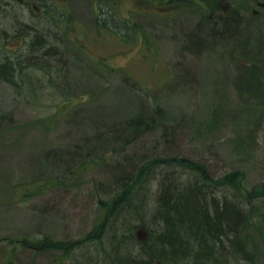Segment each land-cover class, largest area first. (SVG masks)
<instances>
[{
    "label": "rangeland",
    "instance_id": "1",
    "mask_svg": "<svg viewBox=\"0 0 264 264\" xmlns=\"http://www.w3.org/2000/svg\"><path fill=\"white\" fill-rule=\"evenodd\" d=\"M182 1L0 0V64L25 71L14 84L0 78V264H111L112 241L125 233L124 253L137 256L158 228L155 211L142 220L128 208L91 233L117 179L149 160L187 157L215 175L240 170L246 191L264 187V110L239 85L251 71L237 48L244 28L264 33L262 0ZM214 7L239 13L233 40L217 36ZM53 114L50 131L12 132ZM143 116L148 131H121ZM46 179L57 184L28 200L17 195ZM140 194L143 209L153 207L152 192ZM253 208L243 232L252 259L240 264H264V194ZM45 236L64 248L22 245Z\"/></svg>",
    "mask_w": 264,
    "mask_h": 264
},
{
    "label": "trees",
    "instance_id": "2",
    "mask_svg": "<svg viewBox=\"0 0 264 264\" xmlns=\"http://www.w3.org/2000/svg\"><path fill=\"white\" fill-rule=\"evenodd\" d=\"M185 1L191 3L192 0L182 2ZM210 17L215 26L219 25V38L231 36L236 30H240V16L233 8L220 11L214 7ZM134 28L132 36H137L135 31L139 26L135 25ZM251 30L253 37L257 38L254 44L247 37ZM244 32L246 36L238 40L237 48L246 58V66L251 73L242 74L239 85L241 82V86L247 88V93L255 95L264 110V33L257 27H246ZM257 32L261 33L257 35ZM191 39L197 44V38L192 35ZM230 39L233 40L232 36ZM45 54L48 56L52 52L48 50ZM22 72L25 71L20 62L15 66L10 62L0 64V78L10 80L13 84L18 76L23 75ZM33 89L36 91L37 88ZM55 115L36 118L20 128H12V132L28 128L50 131L59 119ZM4 117L1 116L0 120ZM150 127L144 116L135 117L125 126H121V131L134 129V133L140 135ZM255 130L253 128L250 132L255 133ZM98 160L105 159L91 161L93 165H97ZM154 181L157 182L155 187ZM244 181L240 170L223 171L215 175L207 164L187 157L169 156L149 160L136 172L117 179L114 189L110 190V200L99 202L105 218L98 220L91 235L99 234L106 225L109 227L111 220L121 211L136 207V213L142 220H147L150 212L155 211L154 223L158 225L157 232L150 231L152 240L142 245L141 252L134 257L132 253H124L129 248L130 234L127 236L125 233L122 239L115 240V244L112 241L111 264H224L231 261L240 264L242 260L252 259L248 255L249 244L247 238H243V232L250 227L253 206L264 194V187L261 190L246 191ZM56 184L57 181L46 179L30 185L25 184L26 186L21 185L16 188L17 195L28 200L45 193ZM143 191L146 194L152 192L153 207L143 209L147 199V196L142 198L140 193ZM249 207L251 210H248ZM138 208H142L143 212L139 213ZM22 245L38 251L48 248L63 249L65 243L45 236L43 239L23 238ZM67 251L68 249L65 250Z\"/></svg>",
    "mask_w": 264,
    "mask_h": 264
},
{
    "label": "flooded vegetation",
    "instance_id": "3",
    "mask_svg": "<svg viewBox=\"0 0 264 264\" xmlns=\"http://www.w3.org/2000/svg\"><path fill=\"white\" fill-rule=\"evenodd\" d=\"M33 1V0H20V2H22L23 4L25 5H30V2ZM263 1V0H262ZM261 2L258 3V5L260 4ZM262 8V7H261ZM225 11V10H224Z\"/></svg>",
    "mask_w": 264,
    "mask_h": 264
},
{
    "label": "water",
    "instance_id": "4",
    "mask_svg": "<svg viewBox=\"0 0 264 264\" xmlns=\"http://www.w3.org/2000/svg\"><path fill=\"white\" fill-rule=\"evenodd\" d=\"M159 1V0H156ZM260 7L264 8V0L259 4Z\"/></svg>",
    "mask_w": 264,
    "mask_h": 264
}]
</instances>
